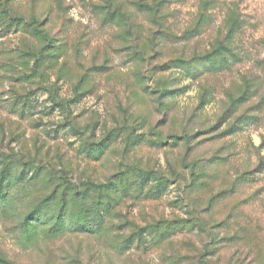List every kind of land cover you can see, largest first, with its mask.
<instances>
[{
	"label": "rangeland",
	"instance_id": "obj_1",
	"mask_svg": "<svg viewBox=\"0 0 264 264\" xmlns=\"http://www.w3.org/2000/svg\"><path fill=\"white\" fill-rule=\"evenodd\" d=\"M106 1L0 0V257L264 264V0Z\"/></svg>",
	"mask_w": 264,
	"mask_h": 264
},
{
	"label": "trees",
	"instance_id": "obj_2",
	"mask_svg": "<svg viewBox=\"0 0 264 264\" xmlns=\"http://www.w3.org/2000/svg\"><path fill=\"white\" fill-rule=\"evenodd\" d=\"M145 1H146V3H142V4L138 3V1H137V4H134L133 8H136L139 11L145 12V14L148 15L149 23L152 25V27L155 30H156V27L160 28V30H162L163 26H162L161 20H163V17H164L163 11L165 10V5L168 3L167 0H145ZM105 3L110 7V8H106V10L111 12L110 19L108 21L105 20V22L111 23V24H116L119 27V29H121L122 31H125V33L127 35L131 34V32L134 30V28H133L132 23L130 21L131 17L129 15H127V6L123 2V0H113V1L109 0V1H106ZM207 7H208V5L203 4V8L205 10H207ZM235 24L236 23L232 24L233 28H236ZM155 35H156V32H154L152 34V36L150 37L151 39L149 38L150 39L148 41L149 43H153ZM159 36L163 37V34L161 32H159ZM160 41H161V38L159 39V42ZM148 42H147V46H148ZM141 56H143V54ZM140 61H142V58H140ZM254 89H255V86H254ZM136 178L137 179L135 180V183L132 185L131 189L134 190V187L136 186L135 190H137V192H138L141 189H143L142 188V186H143L142 178L143 177L138 174L136 176ZM63 182L65 183L64 185H66L68 187L66 190L69 192L73 193V190L77 188V187L75 188V185L71 184L67 179H64ZM91 186H93V185H91ZM93 187H92V189H93ZM95 188H97V190L95 189V192H98L97 195H100L99 197H101V195L105 197L108 194V187L103 188L100 186H97V187L95 186ZM92 189L86 187L84 189L85 190L84 193L88 194L89 192H91ZM64 199H65V197H64ZM100 203L101 202H99L98 205ZM108 204L109 205H105V206H107V207L113 206L114 207L115 205H117L116 203H114V205H113L112 201H111V203L108 202ZM36 211H37V209H34L32 211V213H34ZM0 264H12V263L0 257Z\"/></svg>",
	"mask_w": 264,
	"mask_h": 264
}]
</instances>
